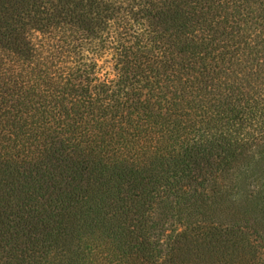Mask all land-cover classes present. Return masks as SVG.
Segmentation results:
<instances>
[{
    "label": "trees",
    "instance_id": "16d2710c",
    "mask_svg": "<svg viewBox=\"0 0 264 264\" xmlns=\"http://www.w3.org/2000/svg\"><path fill=\"white\" fill-rule=\"evenodd\" d=\"M0 264H264V0H0Z\"/></svg>",
    "mask_w": 264,
    "mask_h": 264
}]
</instances>
